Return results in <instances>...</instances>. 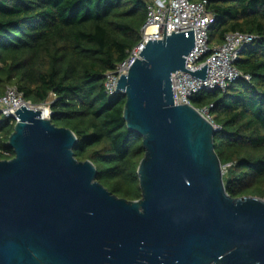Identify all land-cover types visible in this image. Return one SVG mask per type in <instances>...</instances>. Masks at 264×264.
Returning a JSON list of instances; mask_svg holds the SVG:
<instances>
[{"label":"water","instance_id":"95a60500","mask_svg":"<svg viewBox=\"0 0 264 264\" xmlns=\"http://www.w3.org/2000/svg\"><path fill=\"white\" fill-rule=\"evenodd\" d=\"M193 30L149 39L126 74L124 118L143 137L142 197L127 200L74 155L69 128L21 104L0 160V264H264V199L226 191L214 125L174 102L172 74L204 79L186 56Z\"/></svg>","mask_w":264,"mask_h":264},{"label":"trees","instance_id":"16d2710c","mask_svg":"<svg viewBox=\"0 0 264 264\" xmlns=\"http://www.w3.org/2000/svg\"><path fill=\"white\" fill-rule=\"evenodd\" d=\"M207 1L215 15L210 45L232 31L258 38L235 62L250 80L198 92L191 104L214 105L227 193L264 199V0ZM146 18V0H0V97L15 86L32 104H49L52 123L78 138L75 157L91 160L97 180L131 201L142 197L143 137L127 127L126 95L107 93L105 74L130 57ZM14 127L0 113V160L14 157L8 145Z\"/></svg>","mask_w":264,"mask_h":264},{"label":"built area","instance_id":"2783aa9c","mask_svg":"<svg viewBox=\"0 0 264 264\" xmlns=\"http://www.w3.org/2000/svg\"><path fill=\"white\" fill-rule=\"evenodd\" d=\"M147 18L141 29V41L134 48L130 57L120 63L114 70L105 74V87L107 93L114 94L117 91V79L121 74L128 72L129 66L138 56L140 50L149 39H162L164 35L174 32L193 30L195 46L186 56V68L195 70L208 64L204 79L193 76L190 73L178 71L172 74L174 102L176 104H191V98L198 92L225 91L228 85L239 78L250 80V75L239 71L235 62L240 58L244 48L250 46L258 36L240 31L226 34L221 44L210 45L208 32L215 22V15L208 9V1L191 0H146ZM53 97V96H52ZM21 104H32L26 100L15 86H9L3 96L0 97V113L5 118H11L16 123L18 117L14 110ZM48 109L47 118H50L49 104L35 105ZM193 106V105H192ZM196 108V107H195ZM214 105L196 108L216 128L211 113Z\"/></svg>","mask_w":264,"mask_h":264},{"label":"rangeland","instance_id":"374dc122","mask_svg":"<svg viewBox=\"0 0 264 264\" xmlns=\"http://www.w3.org/2000/svg\"><path fill=\"white\" fill-rule=\"evenodd\" d=\"M52 100H53V97H51L49 101H52Z\"/></svg>","mask_w":264,"mask_h":264}]
</instances>
